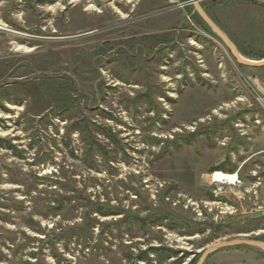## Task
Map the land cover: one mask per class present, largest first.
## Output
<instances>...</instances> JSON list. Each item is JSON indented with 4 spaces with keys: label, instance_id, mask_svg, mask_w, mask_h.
Instances as JSON below:
<instances>
[{
    "label": "rangeland",
    "instance_id": "rangeland-1",
    "mask_svg": "<svg viewBox=\"0 0 264 264\" xmlns=\"http://www.w3.org/2000/svg\"><path fill=\"white\" fill-rule=\"evenodd\" d=\"M188 1L0 0V264H195L264 241V68ZM199 2L264 59V0ZM244 162L240 188L212 182Z\"/></svg>",
    "mask_w": 264,
    "mask_h": 264
},
{
    "label": "water",
    "instance_id": "water-1",
    "mask_svg": "<svg viewBox=\"0 0 264 264\" xmlns=\"http://www.w3.org/2000/svg\"><path fill=\"white\" fill-rule=\"evenodd\" d=\"M194 7V14H197L203 22L211 29V31L224 43V45L230 50L233 57L241 66L251 68H263L264 59L259 62H252L246 60L234 42L222 31V29L215 23V21L208 15L206 10L200 5L199 0L188 1ZM249 247L257 250L264 251V242L259 240H248V239H234L230 241H224L217 243L210 248L204 249L201 252V256L196 264H205L208 258L214 253L229 248L236 247Z\"/></svg>",
    "mask_w": 264,
    "mask_h": 264
},
{
    "label": "built area",
    "instance_id": "built-area-1",
    "mask_svg": "<svg viewBox=\"0 0 264 264\" xmlns=\"http://www.w3.org/2000/svg\"><path fill=\"white\" fill-rule=\"evenodd\" d=\"M257 89H258V91L261 94V98L257 99V102L259 103L261 109L264 111V87L260 83H258ZM256 120H257L256 122L261 121L257 116H256ZM244 132H245V130L242 129V128L237 130V133H239V134L240 133L243 134ZM262 155H264V151L262 152ZM217 173H219L221 175L220 179H216L215 175ZM230 175H234V174L226 173V172H223V171H218V172H214L212 174L211 179H212L213 183H215L217 185H220V186H223V187H229V186L240 187L241 184H242V181L239 179L238 173H235V176H237V178L234 180L233 183H230V181L228 179Z\"/></svg>",
    "mask_w": 264,
    "mask_h": 264
},
{
    "label": "trees",
    "instance_id": "trees-1",
    "mask_svg": "<svg viewBox=\"0 0 264 264\" xmlns=\"http://www.w3.org/2000/svg\"><path fill=\"white\" fill-rule=\"evenodd\" d=\"M188 1V0H187ZM184 3H185V1H183ZM193 15H195V16H198L197 14H194V8H193V14H192V18H194V16ZM200 18V17H199ZM203 21V20H202ZM218 25V24H217ZM200 27L201 28H203L202 27V25L200 24ZM209 30V29H208ZM211 34H213V33H211ZM240 51V50H239ZM263 58H264V56H263ZM264 68V67H263ZM261 69V68H260ZM62 102V101H61ZM106 134H107V136L108 137H110L111 139L113 138L114 139V136L113 135H111V133L110 132H106ZM112 136V137H111ZM0 147H6V148H8V149H10V150H12V149H15V147L13 146V145H11V143L9 142V141H7V140H5V139H3V138H1L0 137ZM220 169H224V166H222V167H215V168H212L211 170H220ZM56 210H59V208L58 209H56ZM111 213H107L105 216H112V215H110ZM260 241H263V240H260ZM264 242V241H263ZM159 251V248H151L149 251H145L144 253H142L141 255V260H144V261H146L147 263L149 262V264H151V260L149 259V255H150V253L151 252H158ZM2 252H1V250H0V260L2 259ZM200 256H201V254L198 256V258H197V260H196V262H195V264L198 262V260H199V258H200ZM162 262V260H160L159 261V263L160 264H162L161 263ZM25 264H29V263H25ZM177 264H179V263H177Z\"/></svg>",
    "mask_w": 264,
    "mask_h": 264
},
{
    "label": "crops",
    "instance_id": "crops-1",
    "mask_svg": "<svg viewBox=\"0 0 264 264\" xmlns=\"http://www.w3.org/2000/svg\"><path fill=\"white\" fill-rule=\"evenodd\" d=\"M244 166H247L246 162L242 163L241 166L239 167V169L237 170L238 171L237 172L238 173V177H239L240 180H241V170L244 168ZM254 211L259 213V216H263L264 215V205L262 203H259V208L255 209Z\"/></svg>",
    "mask_w": 264,
    "mask_h": 264
},
{
    "label": "bare ground",
    "instance_id": "bare-ground-1",
    "mask_svg": "<svg viewBox=\"0 0 264 264\" xmlns=\"http://www.w3.org/2000/svg\"><path fill=\"white\" fill-rule=\"evenodd\" d=\"M238 101H241V100L239 99ZM215 177H216V179H220L221 175L219 173H217L215 175ZM236 178H237V176H235V174H234V175H230L228 179H229L230 183H233Z\"/></svg>",
    "mask_w": 264,
    "mask_h": 264
}]
</instances>
